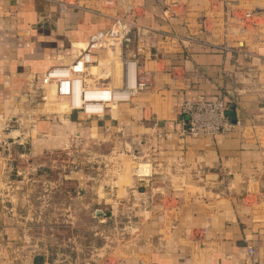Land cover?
<instances>
[{"label": "crops", "instance_id": "crops-1", "mask_svg": "<svg viewBox=\"0 0 264 264\" xmlns=\"http://www.w3.org/2000/svg\"><path fill=\"white\" fill-rule=\"evenodd\" d=\"M59 1L74 0H0V259L48 264L47 255L29 251L26 226L1 200L12 152L42 159L80 132L91 145L105 142L112 156L133 150L120 159L112 187L121 203H133L134 236L108 264H264V0H123L142 28L130 52L153 77L152 89L116 118L115 110L85 120L71 112L64 122L46 116L45 73L73 61L82 43L125 10L94 1L92 10L61 13ZM190 38L196 43L187 44ZM107 65H100L103 80ZM201 97L222 99L241 126L213 138L182 135V105Z\"/></svg>", "mask_w": 264, "mask_h": 264}, {"label": "rangeland", "instance_id": "rangeland-1", "mask_svg": "<svg viewBox=\"0 0 264 264\" xmlns=\"http://www.w3.org/2000/svg\"><path fill=\"white\" fill-rule=\"evenodd\" d=\"M78 54L79 49L74 58ZM113 59L106 58L105 53L97 55L91 74L94 82L120 85L114 80L116 75L121 79V67ZM103 62L108 63L105 82L100 75ZM45 96L46 116L56 114L63 122L68 121V103L57 98L54 89ZM114 110L117 112L118 107ZM100 142L91 145L79 132V136L69 138L65 149L51 156L26 158L17 148L7 161L1 200L15 214L14 222L26 226L29 251L47 255L48 264H108V255L127 247L134 236L128 229L131 220L127 211L133 203H121L112 187L121 160L130 157L133 150L116 151L112 156L113 150ZM139 174L146 173L141 170ZM115 205L120 209L111 214L109 210ZM0 264L7 263L0 259Z\"/></svg>", "mask_w": 264, "mask_h": 264}, {"label": "built area", "instance_id": "built-area-1", "mask_svg": "<svg viewBox=\"0 0 264 264\" xmlns=\"http://www.w3.org/2000/svg\"><path fill=\"white\" fill-rule=\"evenodd\" d=\"M94 1L106 8L118 7L125 10V13L112 16L113 23L110 28L94 33L82 43L78 48L79 54L69 64L53 66L47 70L42 82V99L47 101L45 94L54 89L55 96L64 99L71 112H82L90 119H103L109 110H114L119 104H128L140 94L149 92L154 83L150 72L141 70L138 55L130 52L135 36L142 33L131 6L124 5L123 0H74L59 1V9L61 13L68 9L92 10L96 7L92 4ZM175 39L179 37L175 36ZM186 42L192 45L196 40L190 38ZM212 47L221 52H239L247 58L254 57L247 50L239 51L225 44H213ZM99 53H105L106 58H114L113 62L119 63V86L109 82L107 85L94 82L91 74ZM228 112V106L222 99L208 100L201 97L193 101L187 100L181 108V134L194 138L228 135L241 126L239 121L233 122L230 119ZM248 253L253 255L254 249L249 248Z\"/></svg>", "mask_w": 264, "mask_h": 264}, {"label": "water", "instance_id": "water-1", "mask_svg": "<svg viewBox=\"0 0 264 264\" xmlns=\"http://www.w3.org/2000/svg\"><path fill=\"white\" fill-rule=\"evenodd\" d=\"M227 1H229V2H231L233 5H235L236 3H237V0H227ZM125 104H119L117 107H118V110H120V108L122 107V106H124ZM78 113H80V115L81 116H83L85 119H88L82 112H78ZM117 113H118V111L117 112H113L112 113V116L114 117V118H116V116H117Z\"/></svg>", "mask_w": 264, "mask_h": 264}, {"label": "trees", "instance_id": "trees-1", "mask_svg": "<svg viewBox=\"0 0 264 264\" xmlns=\"http://www.w3.org/2000/svg\"><path fill=\"white\" fill-rule=\"evenodd\" d=\"M38 258H39V260H38V259L36 260L37 263H40V262L43 261V260H42V256H39Z\"/></svg>", "mask_w": 264, "mask_h": 264}, {"label": "bare ground", "instance_id": "bare-ground-1", "mask_svg": "<svg viewBox=\"0 0 264 264\" xmlns=\"http://www.w3.org/2000/svg\"><path fill=\"white\" fill-rule=\"evenodd\" d=\"M119 67H120V65H119ZM103 82H105V80L103 81ZM121 83V80H120V82L119 83H116L117 85L118 84H120ZM115 85V84H114ZM125 97H128V94H125ZM117 99H118V97H117ZM121 99V98H120ZM67 111H69V110H67Z\"/></svg>", "mask_w": 264, "mask_h": 264}]
</instances>
